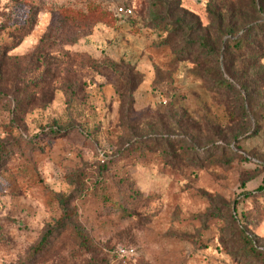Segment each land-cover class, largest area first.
<instances>
[{"label":"rangeland","instance_id":"374dc122","mask_svg":"<svg viewBox=\"0 0 264 264\" xmlns=\"http://www.w3.org/2000/svg\"><path fill=\"white\" fill-rule=\"evenodd\" d=\"M130 1L0 0V264H264V2Z\"/></svg>","mask_w":264,"mask_h":264},{"label":"built area","instance_id":"2783aa9c","mask_svg":"<svg viewBox=\"0 0 264 264\" xmlns=\"http://www.w3.org/2000/svg\"><path fill=\"white\" fill-rule=\"evenodd\" d=\"M133 10H134L133 2H131L130 0H124V2L115 5L111 11L115 16H119L122 18H129L133 14ZM120 252L124 254L133 253V248L127 247L120 250Z\"/></svg>","mask_w":264,"mask_h":264},{"label":"trees","instance_id":"16d2710c","mask_svg":"<svg viewBox=\"0 0 264 264\" xmlns=\"http://www.w3.org/2000/svg\"><path fill=\"white\" fill-rule=\"evenodd\" d=\"M156 2H159V1H162V0H155ZM254 1H258L260 4H261V9H262V6H263V2H264V0H254ZM107 12L112 16V17H114V18H118V19H120V20H123V21H125V20H129L131 17H133V15H134V10H133V14L131 15V17H129V18H122V17H119V16H115L114 14H113V12L107 7Z\"/></svg>","mask_w":264,"mask_h":264}]
</instances>
